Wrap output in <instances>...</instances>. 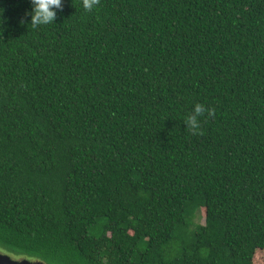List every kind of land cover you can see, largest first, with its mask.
<instances>
[{
	"label": "trees",
	"instance_id": "trees-1",
	"mask_svg": "<svg viewBox=\"0 0 264 264\" xmlns=\"http://www.w3.org/2000/svg\"><path fill=\"white\" fill-rule=\"evenodd\" d=\"M30 10L0 0V252L254 264L264 0H62L40 27Z\"/></svg>",
	"mask_w": 264,
	"mask_h": 264
},
{
	"label": "clouds",
	"instance_id": "clouds-1",
	"mask_svg": "<svg viewBox=\"0 0 264 264\" xmlns=\"http://www.w3.org/2000/svg\"><path fill=\"white\" fill-rule=\"evenodd\" d=\"M98 3V0H83V7L86 11H91ZM31 10L27 13L30 16V23L33 27H40L54 23L57 10L62 8V0H30ZM206 111L204 106L196 104L194 114L190 115L186 121L187 127L195 130L198 125V117ZM211 115V113L209 112Z\"/></svg>",
	"mask_w": 264,
	"mask_h": 264
},
{
	"label": "water",
	"instance_id": "water-1",
	"mask_svg": "<svg viewBox=\"0 0 264 264\" xmlns=\"http://www.w3.org/2000/svg\"><path fill=\"white\" fill-rule=\"evenodd\" d=\"M0 264H43V263L30 262L28 260H16L12 256L0 252Z\"/></svg>",
	"mask_w": 264,
	"mask_h": 264
},
{
	"label": "rangeland",
	"instance_id": "rangeland-1",
	"mask_svg": "<svg viewBox=\"0 0 264 264\" xmlns=\"http://www.w3.org/2000/svg\"><path fill=\"white\" fill-rule=\"evenodd\" d=\"M198 221H200L201 223H204V219L203 220L199 219ZM18 260H25V259L24 258H18ZM254 264H264V253L263 252H258L256 254Z\"/></svg>",
	"mask_w": 264,
	"mask_h": 264
}]
</instances>
